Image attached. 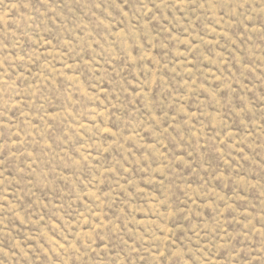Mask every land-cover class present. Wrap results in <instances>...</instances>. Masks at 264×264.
<instances>
[{
    "label": "rangeland",
    "instance_id": "rangeland-1",
    "mask_svg": "<svg viewBox=\"0 0 264 264\" xmlns=\"http://www.w3.org/2000/svg\"><path fill=\"white\" fill-rule=\"evenodd\" d=\"M0 264H264V0H0Z\"/></svg>",
    "mask_w": 264,
    "mask_h": 264
}]
</instances>
